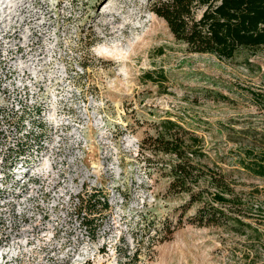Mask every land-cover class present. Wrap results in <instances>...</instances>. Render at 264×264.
Here are the masks:
<instances>
[{
	"label": "rangeland",
	"instance_id": "rangeland-1",
	"mask_svg": "<svg viewBox=\"0 0 264 264\" xmlns=\"http://www.w3.org/2000/svg\"><path fill=\"white\" fill-rule=\"evenodd\" d=\"M166 119L203 138L261 238L192 223L170 158L142 149ZM246 149L264 152V48L190 52L149 0H0V264H264ZM85 186L110 204L94 237Z\"/></svg>",
	"mask_w": 264,
	"mask_h": 264
},
{
	"label": "trees",
	"instance_id": "trees-1",
	"mask_svg": "<svg viewBox=\"0 0 264 264\" xmlns=\"http://www.w3.org/2000/svg\"><path fill=\"white\" fill-rule=\"evenodd\" d=\"M149 7L167 22L176 39L185 43L190 52L232 59L242 50L264 48V0H149ZM25 143L22 138L17 142L19 155L25 153ZM141 145L142 149L170 158L168 190L188 195L189 200L183 204L185 213L197 206L192 223L262 237L260 228L241 216L242 200L232 178L208 162L202 137L166 119L160 122L157 135L144 138ZM245 155L240 160L241 167L264 178V152L246 149ZM76 200V211L83 214L88 229L94 227V237L104 212L110 209L108 194L102 188L85 186ZM164 228L165 232L172 231L169 225Z\"/></svg>",
	"mask_w": 264,
	"mask_h": 264
},
{
	"label": "bare ground",
	"instance_id": "bare-ground-1",
	"mask_svg": "<svg viewBox=\"0 0 264 264\" xmlns=\"http://www.w3.org/2000/svg\"><path fill=\"white\" fill-rule=\"evenodd\" d=\"M107 34H109V35H113L114 33H113V32H107ZM107 55H108V54H107ZM5 236H6V235H3V236L0 238V241H7L9 235H7L6 237H5ZM4 254H6V252H3V253H2L3 256H4Z\"/></svg>",
	"mask_w": 264,
	"mask_h": 264
}]
</instances>
